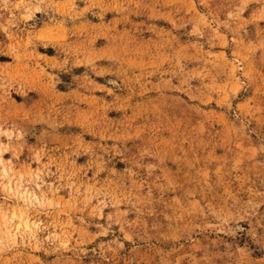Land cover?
<instances>
[{"label": "rangeland", "instance_id": "rangeland-1", "mask_svg": "<svg viewBox=\"0 0 264 264\" xmlns=\"http://www.w3.org/2000/svg\"><path fill=\"white\" fill-rule=\"evenodd\" d=\"M45 2L31 20L0 31V52L10 53L0 71L22 51L9 37L33 34L19 89L28 102L10 93L25 120L13 170L39 172L43 186L30 190L57 205L30 212L29 223L59 235L52 225L71 220V239L69 250L20 248L0 261L264 264L256 0Z\"/></svg>", "mask_w": 264, "mask_h": 264}, {"label": "clouds", "instance_id": "clouds-1", "mask_svg": "<svg viewBox=\"0 0 264 264\" xmlns=\"http://www.w3.org/2000/svg\"><path fill=\"white\" fill-rule=\"evenodd\" d=\"M132 2L133 0H126V3ZM247 2H251V0H247ZM247 2L236 5L237 16L244 11ZM256 3L259 5L261 18H264V0H256ZM42 5L47 6L45 0H0V31L9 33L10 29L16 28L21 22L31 20L32 13L40 11ZM33 38V34H29L28 38L21 42L10 36L13 49L22 51L13 54L15 63L10 65L7 71H0V169H2L0 171V192H2V196H0V255L4 253L17 254L15 250L20 248L39 251L44 246H49L52 252L69 250L71 239V236L66 234L67 229L71 227V220L65 221L63 225H52V227L64 229L59 235L48 233L47 227L40 223H29L30 212L55 209L57 205L54 201L45 199L44 193H40L37 198L36 192L30 190L34 185L36 188L43 186L39 172L29 175L13 170V161L19 158L23 148L24 136L21 125L25 120L16 111L21 105L16 104L15 101L10 102V93L16 91L22 98V104L28 102L27 93L20 92L19 89L23 86L27 76L24 70L23 51L31 46ZM9 54L0 52V57ZM42 152L43 150L37 153V157ZM6 153L11 154V160L4 161L2 159ZM260 227H264V225H260ZM237 231L243 232L244 229L238 226ZM40 233H44V235H38ZM97 234L107 235V231H100ZM128 239H132V237L130 236ZM112 243L116 244L117 248L123 247L116 241H112ZM238 251L239 249H237ZM11 260L12 257H9L8 261H0V264H10ZM217 264H221V262L218 261ZM227 264H234V262L229 260ZM235 264H239V262L236 261Z\"/></svg>", "mask_w": 264, "mask_h": 264}]
</instances>
